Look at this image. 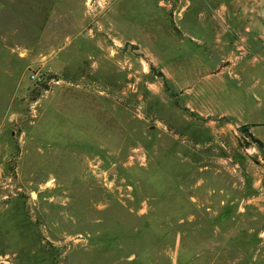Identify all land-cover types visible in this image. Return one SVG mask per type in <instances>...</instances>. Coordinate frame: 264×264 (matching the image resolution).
Masks as SVG:
<instances>
[{
    "label": "rangeland",
    "instance_id": "obj_1",
    "mask_svg": "<svg viewBox=\"0 0 264 264\" xmlns=\"http://www.w3.org/2000/svg\"><path fill=\"white\" fill-rule=\"evenodd\" d=\"M0 3V257L264 264V0Z\"/></svg>",
    "mask_w": 264,
    "mask_h": 264
},
{
    "label": "crops",
    "instance_id": "obj_2",
    "mask_svg": "<svg viewBox=\"0 0 264 264\" xmlns=\"http://www.w3.org/2000/svg\"><path fill=\"white\" fill-rule=\"evenodd\" d=\"M2 4H4V3H0V25H2V22H3L2 17H4L5 15L10 13L11 9H9V6H12V5H8V4H5V5H2ZM3 12H6L4 14V16L2 15ZM8 17H10V16L8 15ZM7 21L9 22L11 20H7Z\"/></svg>",
    "mask_w": 264,
    "mask_h": 264
},
{
    "label": "built area",
    "instance_id": "obj_3",
    "mask_svg": "<svg viewBox=\"0 0 264 264\" xmlns=\"http://www.w3.org/2000/svg\"><path fill=\"white\" fill-rule=\"evenodd\" d=\"M0 264H9V261L6 257H0Z\"/></svg>",
    "mask_w": 264,
    "mask_h": 264
},
{
    "label": "trees",
    "instance_id": "obj_4",
    "mask_svg": "<svg viewBox=\"0 0 264 264\" xmlns=\"http://www.w3.org/2000/svg\"><path fill=\"white\" fill-rule=\"evenodd\" d=\"M132 48H136L135 45H131ZM153 68V67H152ZM260 146L264 149V143H262L261 141H258Z\"/></svg>",
    "mask_w": 264,
    "mask_h": 264
},
{
    "label": "water",
    "instance_id": "obj_5",
    "mask_svg": "<svg viewBox=\"0 0 264 264\" xmlns=\"http://www.w3.org/2000/svg\"><path fill=\"white\" fill-rule=\"evenodd\" d=\"M111 171V170H110Z\"/></svg>",
    "mask_w": 264,
    "mask_h": 264
}]
</instances>
